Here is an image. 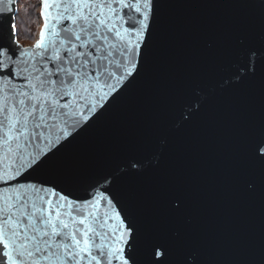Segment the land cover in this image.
I'll return each instance as SVG.
<instances>
[{"label": "water", "instance_id": "obj_1", "mask_svg": "<svg viewBox=\"0 0 264 264\" xmlns=\"http://www.w3.org/2000/svg\"><path fill=\"white\" fill-rule=\"evenodd\" d=\"M160 4L141 74L44 167L80 175L82 184L107 177L118 211L127 199L148 232L169 239L179 233L208 264H264V171L243 153L244 141L264 131V72L232 79L237 39L259 46L264 38V0ZM16 13L17 0H0V39L30 48L43 19L37 38L24 45L12 31ZM131 160L145 167L133 174ZM242 168L254 192L234 182ZM49 178L70 195H84ZM167 190L184 194L190 224L170 209ZM185 246L177 247L176 261Z\"/></svg>", "mask_w": 264, "mask_h": 264}, {"label": "snow or ice", "instance_id": "obj_2", "mask_svg": "<svg viewBox=\"0 0 264 264\" xmlns=\"http://www.w3.org/2000/svg\"><path fill=\"white\" fill-rule=\"evenodd\" d=\"M40 7L43 28L32 47L0 39V264H208L179 233L148 232L127 199L118 211L107 177L82 184L80 175L44 167L141 74L160 0H42ZM232 52L240 60L236 82L264 72V38L256 46L240 37ZM243 153L264 171V131L244 141ZM144 167L129 161L133 174ZM49 173L84 195H70ZM233 179L256 189L243 168ZM165 195L190 224L184 194ZM178 246L186 250L176 261Z\"/></svg>", "mask_w": 264, "mask_h": 264}, {"label": "rangeland", "instance_id": "obj_3", "mask_svg": "<svg viewBox=\"0 0 264 264\" xmlns=\"http://www.w3.org/2000/svg\"><path fill=\"white\" fill-rule=\"evenodd\" d=\"M40 0H17V30L19 41L31 44L38 36L41 25L39 16Z\"/></svg>", "mask_w": 264, "mask_h": 264}, {"label": "trees", "instance_id": "obj_4", "mask_svg": "<svg viewBox=\"0 0 264 264\" xmlns=\"http://www.w3.org/2000/svg\"><path fill=\"white\" fill-rule=\"evenodd\" d=\"M17 14H18V11H17V13H16V17H15V18H16L15 26H16L17 39L20 40V39H19V36H18V30H17Z\"/></svg>", "mask_w": 264, "mask_h": 264}]
</instances>
